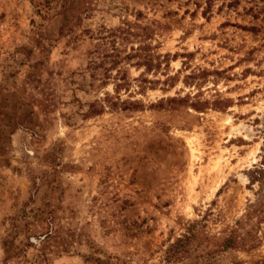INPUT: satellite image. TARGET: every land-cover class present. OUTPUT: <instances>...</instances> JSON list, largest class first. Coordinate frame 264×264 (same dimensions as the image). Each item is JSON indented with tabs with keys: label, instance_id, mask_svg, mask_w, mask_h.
Masks as SVG:
<instances>
[{
	"label": "rangeland",
	"instance_id": "rangeland-1",
	"mask_svg": "<svg viewBox=\"0 0 264 264\" xmlns=\"http://www.w3.org/2000/svg\"><path fill=\"white\" fill-rule=\"evenodd\" d=\"M96 1L71 37L0 0V264H82L84 235L147 258L186 227L216 264H264L244 217L264 192V12ZM232 229L252 238L221 251Z\"/></svg>",
	"mask_w": 264,
	"mask_h": 264
},
{
	"label": "trees",
	"instance_id": "trees-1",
	"mask_svg": "<svg viewBox=\"0 0 264 264\" xmlns=\"http://www.w3.org/2000/svg\"><path fill=\"white\" fill-rule=\"evenodd\" d=\"M170 1V0H167ZM244 0H226L221 2L218 11L221 8L235 9ZM32 8L36 14L44 18V13H48L49 17L53 19L57 26V30L73 37L78 23L90 16L94 10L96 0L82 2V0H30ZM258 3H261L257 7ZM213 5V0H206L205 7L202 9V15H209L210 9ZM121 9V8H119ZM246 15H249L253 20L258 19L264 12V0H256L253 6L247 9L243 8ZM242 31L257 34L259 28L254 26L235 25ZM129 33L125 34L128 35ZM138 45L136 49H140ZM132 50V49H131ZM141 61L135 63L137 66H149L150 60L146 55L141 56ZM264 154V142L262 147ZM264 161V157L262 158ZM255 216L256 224L264 221V192L258 195V198L250 203L244 214L245 219ZM250 227H253L251 225ZM125 231L124 235L134 236L137 234L138 227H122ZM202 235L199 227H186L185 231L178 237H174L171 241H167L156 252L148 251L147 258H140L137 253L130 251L108 252L101 245L98 246L92 241L88 240L86 235L83 236L84 252L81 254L82 264H216V257L212 252L199 253V238ZM245 236L250 237L249 231H245L240 236L236 235V230L232 229L230 233L221 241V251L232 248H243L245 244ZM252 238V237H250ZM61 240H64L62 238ZM162 247H164L162 249ZM137 251V250H136ZM202 251V250H201ZM137 256V259H134Z\"/></svg>",
	"mask_w": 264,
	"mask_h": 264
},
{
	"label": "bare ground",
	"instance_id": "bare-ground-1",
	"mask_svg": "<svg viewBox=\"0 0 264 264\" xmlns=\"http://www.w3.org/2000/svg\"><path fill=\"white\" fill-rule=\"evenodd\" d=\"M188 148L190 151V158L194 159L196 157L195 153L197 152V149L194 147V143L192 141L188 142Z\"/></svg>",
	"mask_w": 264,
	"mask_h": 264
}]
</instances>
